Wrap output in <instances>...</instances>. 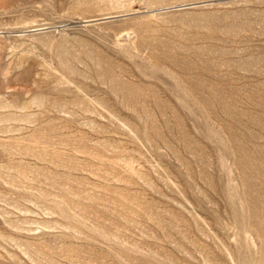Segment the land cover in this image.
Wrapping results in <instances>:
<instances>
[{
  "label": "rangeland",
  "instance_id": "obj_1",
  "mask_svg": "<svg viewBox=\"0 0 264 264\" xmlns=\"http://www.w3.org/2000/svg\"><path fill=\"white\" fill-rule=\"evenodd\" d=\"M0 264H264V0H0Z\"/></svg>",
  "mask_w": 264,
  "mask_h": 264
}]
</instances>
